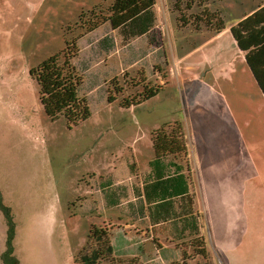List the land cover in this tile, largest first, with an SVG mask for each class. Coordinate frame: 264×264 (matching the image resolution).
Masks as SVG:
<instances>
[{
  "label": "rangeland",
  "instance_id": "rangeland-1",
  "mask_svg": "<svg viewBox=\"0 0 264 264\" xmlns=\"http://www.w3.org/2000/svg\"><path fill=\"white\" fill-rule=\"evenodd\" d=\"M113 2L0 0V192L4 204L13 209L20 264H75L82 250L96 247L88 239L91 228L103 227L107 215L121 214L100 208V183H114L124 191L144 185L153 158V131L179 121L189 145L184 124L187 88L182 84L188 82V90H194L196 78L206 82L214 76L222 81L232 78L231 68L225 61L219 67L212 52L227 39L194 52L216 33L219 21L233 20L235 6L229 0H155L154 27L141 37H131L126 27L113 30L108 21ZM105 37L111 39L108 44L102 42ZM64 52L76 53L72 64L82 79L79 96L91 110V117L72 129L64 117L51 121L45 115L30 76L32 68ZM187 53L191 55L183 60ZM191 65L198 71L186 69ZM146 88H159L160 93L139 106L122 108L123 99L137 98ZM218 90L227 95L228 85L222 83ZM110 96L116 100L110 102ZM237 136L238 177L242 130ZM178 163L184 165L191 189L197 192L190 157L189 163ZM90 190L94 195H89ZM127 195L125 205L132 200V193ZM53 214V223L52 217L43 218ZM204 218L211 255L207 252L198 264H223L213 256L211 228ZM245 218L251 221L253 237L247 264H264L262 191H237L235 219ZM117 246L121 248L122 241Z\"/></svg>",
  "mask_w": 264,
  "mask_h": 264
},
{
  "label": "crops",
  "instance_id": "crops-1",
  "mask_svg": "<svg viewBox=\"0 0 264 264\" xmlns=\"http://www.w3.org/2000/svg\"><path fill=\"white\" fill-rule=\"evenodd\" d=\"M229 2L235 6L233 20L230 23L225 20V30L215 33L194 52L198 53L219 40L227 39L222 47L216 46L212 52L219 67L225 61V66L231 68L229 75L232 78L222 81L221 77L214 76L209 82L203 77L196 78L198 82L194 81V90H188V82L182 84L187 88L184 96L187 107L184 124L190 139L189 157L195 167L199 189L194 192L190 187L189 193L194 194L193 204L188 200L181 201L182 191H178L174 211L179 213L192 210L193 213L157 224L151 219V208L155 205L157 191L146 186L150 184L149 181L141 187H133L132 191H124L114 183L110 186L108 182L100 183V208L107 213H121L117 217L107 215L108 219L101 222L104 224L102 228L109 232L117 260H131L133 264H172L186 259V264H198L201 257L195 255L192 241L198 237L205 238L206 216L211 228L213 256L215 254L223 264H247V256L253 245L252 224L246 218L237 222L235 212L237 191H262L264 205V0ZM256 14L258 19H254L251 24L258 23L259 27L254 29V34L246 41V45L250 40H259L260 44L241 51L231 29ZM188 53L183 60L191 55ZM223 54H228L230 58L224 60ZM248 58L256 69L258 80ZM197 67L191 65L186 69L194 68L196 72ZM222 83L228 85L227 95L218 90ZM241 130L243 163L237 177L234 163L237 148H241L237 136ZM153 159L154 150L149 163ZM150 171L149 166L148 176ZM87 192L92 196L95 191ZM130 192L132 200L125 205V196ZM11 210L13 212L12 208ZM169 211L173 212V209L169 208ZM44 215L46 221L52 217L50 223L54 222V214L49 217ZM2 216L0 259L3 264L7 225ZM17 240L16 226L14 248L19 260ZM119 240L122 241V247L117 249ZM205 242L207 252L211 255L206 238Z\"/></svg>",
  "mask_w": 264,
  "mask_h": 264
},
{
  "label": "trees",
  "instance_id": "trees-1",
  "mask_svg": "<svg viewBox=\"0 0 264 264\" xmlns=\"http://www.w3.org/2000/svg\"><path fill=\"white\" fill-rule=\"evenodd\" d=\"M154 6L155 0H114L111 6L112 14L108 21L113 30L126 27L130 30L131 37H141L154 27ZM254 19H258V14L231 29V34L241 51L250 50L252 46L260 44L259 40H250L246 45V41L252 38L254 29L259 27L258 23L251 24ZM219 22V26L215 30L216 33L225 30V23ZM97 28H93L92 31ZM110 40L109 37H105L102 42L108 44ZM72 54L64 52L52 55L30 70V76L37 84L38 98L45 115L51 121L64 117L69 129L91 117L87 101L79 96L82 79L72 64V58L76 53ZM248 62L258 80V74L250 58H248ZM116 88L117 93H122L121 89ZM159 93V88H146L137 98L123 99L121 106L124 109L139 106L157 97ZM115 100L114 97H109L110 102ZM151 143L154 159L149 163L151 171L148 181L150 184L146 186L157 191L155 205L151 208L152 221L158 224L172 218L190 215L193 213L192 210L179 213L174 211L175 197L179 195L178 191H182L181 201L188 200L193 204L194 200V194L189 193L191 183L189 177L184 174L185 167L182 163H178V160L189 163V145L184 125L179 121L164 123L153 131ZM167 191L172 192L167 193ZM169 208H172L173 212L169 211ZM0 212L7 225L6 250L2 255L3 264H19L14 248L16 225L12 210L4 204L1 192ZM88 239L93 240L96 247L90 251L82 250L75 256V264H101L106 260L117 261L107 229L94 225ZM192 243L196 256L205 258L208 255L204 237L195 238ZM172 264H186V259Z\"/></svg>",
  "mask_w": 264,
  "mask_h": 264
}]
</instances>
